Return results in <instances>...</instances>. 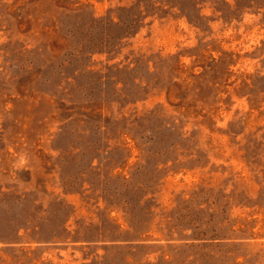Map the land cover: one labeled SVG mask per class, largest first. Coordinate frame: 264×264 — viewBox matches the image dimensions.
Here are the masks:
<instances>
[{
    "label": "rangeland",
    "instance_id": "374dc122",
    "mask_svg": "<svg viewBox=\"0 0 264 264\" xmlns=\"http://www.w3.org/2000/svg\"><path fill=\"white\" fill-rule=\"evenodd\" d=\"M0 264H264V0H0Z\"/></svg>",
    "mask_w": 264,
    "mask_h": 264
}]
</instances>
